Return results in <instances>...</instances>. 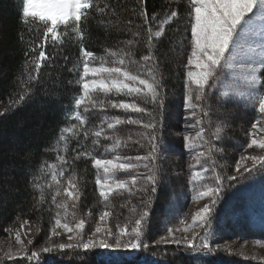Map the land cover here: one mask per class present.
I'll return each mask as SVG.
<instances>
[{"label": "snow or ice", "instance_id": "obj_1", "mask_svg": "<svg viewBox=\"0 0 264 264\" xmlns=\"http://www.w3.org/2000/svg\"><path fill=\"white\" fill-rule=\"evenodd\" d=\"M180 17L178 0H164L161 10L151 13L147 0H135L131 7L120 0L115 5L111 0L103 4L97 0H22L21 22L29 32L34 25H42L43 30L24 52L26 60L17 78L19 91L9 98L11 109L31 98L41 83L43 67L57 66L56 57L46 50L49 44L62 47L67 39L79 46L76 64L67 67L75 77L68 84L75 83L78 91L64 108L50 144L43 147L44 152L55 153V158L44 159L30 173L29 181L33 207L39 211L50 197L48 210L54 209L47 240L64 235L68 243H48L33 250L32 230L26 227L31 221L25 219L19 228L4 229L16 247L0 254V264L17 260L39 264L42 253L95 248L136 252L175 245L198 253L214 251L210 229L224 180L213 155V141L221 140L224 126L213 125V98L218 106L242 103L250 110L245 154L234 163L236 175H227V180L235 181L257 170L264 172V0H186L183 28L177 23ZM97 18L105 30L114 28L125 35V39L104 47L102 54L85 46L84 25ZM169 31L182 36L180 54L186 57L181 67L185 128L190 130L183 136V147L190 155L187 184L194 193L193 203L205 202L192 213L190 222L187 217L180 219L150 243L146 226L161 179L162 123L157 115L164 106L163 74L156 53ZM20 41L24 42L23 35ZM141 45L145 51L138 54ZM62 59L59 67L65 68L69 57ZM122 126H132L135 131L129 129V134L122 136ZM130 145L135 148L125 151ZM249 149L259 154H248ZM81 160L90 161L95 169L100 205L95 226L87 234V220L76 211L83 195L84 178L76 171ZM120 173L126 175L121 177ZM116 197L122 199L119 207L126 209L127 215L115 210L112 201ZM86 215L93 217L91 208ZM40 231L37 227L36 234ZM251 259L264 261V256Z\"/></svg>", "mask_w": 264, "mask_h": 264}, {"label": "trees", "instance_id": "obj_2", "mask_svg": "<svg viewBox=\"0 0 264 264\" xmlns=\"http://www.w3.org/2000/svg\"><path fill=\"white\" fill-rule=\"evenodd\" d=\"M97 2L103 4L105 0ZM111 2L115 5L117 0ZM163 2L164 0H147L149 13L161 10ZM21 3L22 0H0V112H4V115H0V251L3 249L0 254L10 246L13 249L16 247L14 238H8L4 229L19 228L25 219L31 221L26 227L32 230L29 238L34 240L33 250L48 243H68L67 237L62 235L59 236L62 239L54 237L48 242L50 226L54 224V209L48 210L50 197L39 211L33 207V190L29 181L32 180L30 173L44 159L52 161L55 158V153L44 152L43 147L50 144L62 121L64 108L70 105L72 94L78 91L75 83L68 84V80L74 81L75 77L67 71V67L76 64L79 46L67 39L62 47L54 48L49 44L46 50L49 55L56 57L57 66L51 69L43 67L41 83L33 89L31 98L14 110L11 109L9 98L19 91L17 78L26 60L24 52L33 41L42 36L43 30L42 25H34L29 32L20 19ZM120 3L131 7L135 0H120ZM178 3L181 17L177 23L183 28L186 0H178ZM84 28L85 46L96 53L102 54L104 47H111L117 41L125 39V35L114 28L105 30L99 25L98 18L89 19ZM21 35L24 37L23 43L20 41ZM181 39L180 34L169 31L158 45L156 53L163 74L164 88L161 94L164 96V106L157 115V120L162 123L159 160L161 179L158 192L152 200L146 226V238L150 243L164 235L168 227L176 226L180 219H188V213L205 202L194 204V193L187 184L190 155L183 147V136L190 130L185 128L186 110L182 100L184 70L181 64L186 63V57L180 54ZM143 51L145 50L141 45L138 54ZM64 55L69 60L65 68H60L59 65L64 63ZM212 121L213 125L219 123L224 126L221 140L213 141L216 149L213 155L224 180V190L213 216L210 242L212 246L215 245L213 240L216 234H222L227 243H243L251 238L264 241V172L257 170L250 175L241 176L238 180H227V175H236L234 163L239 160L240 155L245 154L243 145L247 142L245 131L250 123V110L242 103L240 106L234 103L218 106L213 98ZM129 129L135 131L132 126H122L120 135L127 136ZM134 148V145H130L125 151ZM76 171L84 178L81 185L83 195L76 211L77 216L87 220V234L94 228L96 213L100 210L98 193L95 191V169L91 167L90 161L81 160L76 164ZM119 175L123 177L126 174ZM122 202L119 197L112 201L117 212L127 215V210L119 207ZM133 203L139 205L136 199H133ZM89 208L93 211L92 218L86 215ZM68 218L71 220V215ZM37 227L42 229L38 235ZM166 246L150 247L147 251L141 249L140 254L139 251L102 248L42 253L39 264H123V261H128L129 264H256L249 256L244 258L246 256L243 253L242 261L235 256L236 253L232 254L220 248L216 250V247L211 253H198L183 247L177 248L175 245L171 248ZM4 264L27 262L5 261Z\"/></svg>", "mask_w": 264, "mask_h": 264}, {"label": "rangeland", "instance_id": "obj_3", "mask_svg": "<svg viewBox=\"0 0 264 264\" xmlns=\"http://www.w3.org/2000/svg\"><path fill=\"white\" fill-rule=\"evenodd\" d=\"M173 122L175 123V120ZM248 154H258V150L249 149ZM225 192H228V191L225 190ZM195 210H196V208H193V211L191 213L190 212L188 213V216H189L188 222L191 221V215ZM62 236H64V235H62ZM64 237H66V236H64ZM57 238L62 239L59 236ZM213 241L215 242V245L212 246L213 249L215 247L217 248V245H219V248L222 250L228 251L229 253H232V254L236 253L235 256L237 258H239L240 260H242V257H241L242 253L246 256V257H244L246 259L248 258V256L250 259L252 256H256L258 258L261 256H264V247L260 246V245L264 244L263 240L251 238L248 241L243 242V243H239V242L237 243V241H232V242L227 243V242H225V237H223L222 234H216ZM244 243H247V244H244ZM166 247L171 248V247H174V245H167ZM231 247H232V249H231ZM229 249H231V250H229ZM2 250L0 252H2ZM138 254H140V251ZM138 259H140V258H138ZM245 261L246 260L244 259V262ZM252 261H254L256 264H264V261H261L260 259H256V260L252 259Z\"/></svg>", "mask_w": 264, "mask_h": 264}]
</instances>
